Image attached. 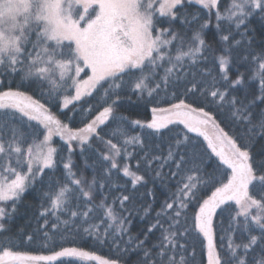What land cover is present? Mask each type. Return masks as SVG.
Listing matches in <instances>:
<instances>
[{
    "label": "snow or ice",
    "instance_id": "snow-or-ice-1",
    "mask_svg": "<svg viewBox=\"0 0 264 264\" xmlns=\"http://www.w3.org/2000/svg\"><path fill=\"white\" fill-rule=\"evenodd\" d=\"M191 4L203 19L187 12ZM98 88L100 109L81 128L48 106L62 112ZM125 102L156 106L142 121L119 112ZM74 142L90 179L72 159ZM132 146L142 174L140 160L135 171L126 162ZM121 172L132 191L110 199ZM157 179L167 190L158 211L148 187ZM37 184L47 206L29 232L30 222L15 220ZM145 197L147 223L133 234ZM50 217L53 229L122 251L123 264H196L197 247L206 264H264V0H228L223 10L220 0H0V264H121L79 247L14 250L17 238L50 239ZM237 232L246 242L236 243Z\"/></svg>",
    "mask_w": 264,
    "mask_h": 264
},
{
    "label": "trees",
    "instance_id": "trees-1",
    "mask_svg": "<svg viewBox=\"0 0 264 264\" xmlns=\"http://www.w3.org/2000/svg\"><path fill=\"white\" fill-rule=\"evenodd\" d=\"M227 3L228 0H220L221 10H223V7L226 6ZM186 7L188 13L190 14L198 13L202 19L204 18L205 12L199 6L191 4V5H187ZM161 19L164 20L166 18H161ZM212 20H213L212 30L215 31L214 28L215 18L213 17ZM160 26L167 27L168 25L162 23ZM176 27H179V25H176ZM208 67L213 68V71H215L214 66L211 63L208 64ZM82 77H86L84 76V73H82ZM99 91L100 89L98 88L96 92H93L91 97H86L84 100L78 102L75 107L71 105L68 109L62 110V112L60 109H58L55 106L56 102L49 103L48 106L51 107L52 111L55 112L58 116H60V118L70 127L81 128L84 126L85 123L88 122V120H90L95 114H97L98 110L100 109L99 96L97 95ZM29 94L35 95L31 91H29ZM36 98L41 99L42 103H46V99L41 98L39 96H36ZM135 99H136L135 96H133V101H135ZM89 106L92 107V112L86 114L84 110L87 109ZM153 106L156 105L148 104L146 107L144 105H140L139 107H137L135 104H130L128 102H125L119 108V112L122 115L128 116L130 119H140L142 121H146L151 118L150 109ZM160 106L166 107L167 105L161 104ZM85 115H87V119L84 118ZM176 127L178 128V130L183 129L182 125ZM127 131L128 134L132 136L139 135L143 137L144 135V131L141 130L139 127L127 126ZM101 135H104V133H101ZM107 138L109 137L105 136V139ZM199 139L203 140L202 137ZM113 142L116 143L117 141L114 140ZM156 143H159L161 150H164L165 145L163 143L159 141H156ZM53 145L58 149L60 155L67 157L68 155L67 145L63 140H61L59 137H54ZM72 147L75 149L72 155V159L74 160L77 169L80 171H84L85 175L88 176L90 179L92 176V171L90 169L88 170L84 169V157H82L79 154V149L76 148L75 142L73 143ZM93 147L99 149L100 151H104V147L102 144H100L99 141H94ZM128 151L132 153V155L130 158L126 159L127 164L133 171H135L137 161L140 160V171L142 174L144 171V166H143V161L140 158L139 147L137 146L129 147ZM86 155L91 157L93 154L90 152L87 153ZM88 162L89 164H92L93 159H89ZM165 172H167V169H165ZM114 180L116 182V187L113 188L111 193H109L110 199L120 195L121 191L124 189H127V191H132L131 178L125 177L122 172L119 173L118 176H114ZM166 183H167V189L175 190L174 180L169 178L166 181ZM148 187L154 189V194L156 197L154 208L155 210L158 211L160 203L165 199L167 190L159 179H157L154 183L150 182ZM139 190L141 193L146 191V189L144 188H140ZM148 199H149L148 197H145L144 201L138 200L136 203L137 211L134 213V218H133V227H132L133 234L138 233L140 229L145 227L147 223V218L142 219L143 213L140 211V205L141 203L148 201ZM97 202H99V197H97ZM41 205H44L46 207L47 202L41 199L40 185L37 184L35 189H30L28 192L25 193L23 202L19 206V214L16 217L15 225H25L30 222V226L27 228V231L29 232H31L33 228L42 225L43 219L39 217V211L41 210ZM189 216H191V212H189ZM66 218H67L66 216L62 217V219H66ZM219 219H222L224 221L223 227L225 230H227L228 229L227 214H225V216L223 217H219ZM38 220L40 222V225L37 224ZM53 222H54V218L50 217L48 222V228L46 229V231H48L50 239L45 240L42 232L36 234L34 243L27 241L26 238L23 240V242H21V240L17 238L15 240L17 247L14 250L27 252L32 255H52L54 252L60 251L62 247H79V248H83L86 251L91 252L94 255H99L106 259H119L121 264H123L124 254L122 251H119L115 247L96 244L91 237H86L85 239H81L80 236L78 235H74L71 232H65L63 225H60L59 229H53L51 227ZM14 231H15V226H14ZM157 235L158 233L153 235L151 239L155 241ZM219 235L220 232L218 229V239H217L218 246L220 244ZM224 235L227 237V232H225ZM235 241L236 243H241L242 241L246 242V239L242 236L241 233L237 232ZM196 251H197L196 264H206V255L203 257V261H202L199 247H197ZM68 259L69 258H60L57 261H53L52 264H62V262H66ZM72 259L74 264H95L89 261L80 262V261H76L75 258ZM133 259H135V257H133Z\"/></svg>",
    "mask_w": 264,
    "mask_h": 264
},
{
    "label": "rangeland",
    "instance_id": "rangeland-1",
    "mask_svg": "<svg viewBox=\"0 0 264 264\" xmlns=\"http://www.w3.org/2000/svg\"><path fill=\"white\" fill-rule=\"evenodd\" d=\"M194 5H195V4H194ZM197 6H198V5H197ZM81 77H82V73H81ZM82 78H85V79H86V77H82ZM70 106H71V105H69V107H70ZM69 107H68V108H69ZM61 108H62V104H61ZM68 108H67V109H68ZM62 110H66V109H62ZM52 146H54V145H53V142H52ZM89 262L97 264V262H94V261H89Z\"/></svg>",
    "mask_w": 264,
    "mask_h": 264
}]
</instances>
